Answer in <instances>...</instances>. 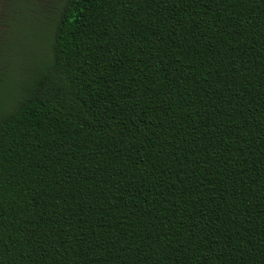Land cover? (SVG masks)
Wrapping results in <instances>:
<instances>
[{
	"label": "trees",
	"instance_id": "16d2710c",
	"mask_svg": "<svg viewBox=\"0 0 264 264\" xmlns=\"http://www.w3.org/2000/svg\"><path fill=\"white\" fill-rule=\"evenodd\" d=\"M51 4L0 64V264H264V0Z\"/></svg>",
	"mask_w": 264,
	"mask_h": 264
},
{
	"label": "rangeland",
	"instance_id": "374dc122",
	"mask_svg": "<svg viewBox=\"0 0 264 264\" xmlns=\"http://www.w3.org/2000/svg\"><path fill=\"white\" fill-rule=\"evenodd\" d=\"M51 1L0 0V64L9 59L13 79L10 85L15 93L21 91L45 58ZM5 103L0 89V107Z\"/></svg>",
	"mask_w": 264,
	"mask_h": 264
}]
</instances>
